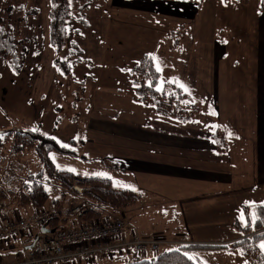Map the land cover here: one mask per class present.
I'll use <instances>...</instances> for the list:
<instances>
[{"label": "crops", "instance_id": "0c3cea01", "mask_svg": "<svg viewBox=\"0 0 264 264\" xmlns=\"http://www.w3.org/2000/svg\"><path fill=\"white\" fill-rule=\"evenodd\" d=\"M202 1L200 4L197 0L108 1L106 5L109 14L106 17L109 19L108 26L111 25L108 29L110 32L124 22L129 26H142L160 34L156 39V50H160L158 53L156 50L151 53L155 56L153 62L156 68L159 67L160 77L165 79V83L176 80L177 83L173 84L185 93L184 99H189L190 105L197 106L199 110L190 119L182 122L160 115L151 105L141 101L140 106L136 105L134 95H131L135 100L133 107L95 101L91 116L84 117L82 121L86 132L84 140L80 142L82 145L88 142L89 148H82L81 151L72 148L77 155H67L83 162L96 161L104 169L101 170L102 173H107V176L100 177L109 178L114 188L130 189L139 195L133 206L121 210L128 226L125 237L139 234L153 238L167 234L163 239L167 242L164 246H169L168 248L178 245L233 242L242 237L239 229L245 228L246 216L243 207L264 202V3L262 4V0H252L251 8H246L251 0L247 3L214 0L218 11L226 13L220 20L232 16L228 5L236 9L237 24L230 19V24L222 27L229 30L228 38L240 50H248V62L244 61L248 63V67L234 59L228 61L222 43L218 39L207 37L206 41L200 42L198 46L206 56L204 59L193 61V66L190 61L187 65L189 68L184 70L186 74H183L180 68L186 63L182 56L175 54L178 50H183L182 42L175 38L172 43H165L163 39L173 38L176 27H181L186 19L196 14L202 7ZM46 14L47 21L39 36L43 43L45 39L47 47L45 48V44H35V47L28 43L27 60L31 59L32 66L35 61V67L40 69L42 61H45L42 59L50 55L48 71L51 75L41 78L37 74L33 77L34 80L40 79L48 88L53 78L52 82L59 83L58 80L55 81V74H59L60 61L57 60L56 54L66 47V43L60 51L50 44L48 11ZM32 19L36 20V15ZM30 23L28 41H36L37 26L36 23ZM125 31L130 32L128 29ZM76 35L75 38L81 36L79 30ZM246 35L249 37L241 48L242 36ZM193 36L196 42L192 44H197L196 31H193ZM68 44L76 47L78 43L71 40ZM77 47L78 51L81 50ZM162 50L166 52L163 53ZM34 54L38 60L37 57L29 56ZM246 69L248 71H245ZM68 72L63 76H68ZM83 75L85 77V74H82L78 79L68 78L70 80L67 81L77 84L76 88L72 89L78 93L76 101H83L86 92L85 86L77 83L82 82ZM191 83L195 84L190 85ZM206 118L208 121H202ZM83 127L82 124V129ZM216 129L224 136L227 146L225 150H219L217 147L213 137ZM71 142L76 143L73 139ZM7 153L8 155L1 153L0 156V186H13V189H16L23 180L19 175L24 170L23 154L12 152L11 144ZM103 157L108 158L111 167H106L100 162ZM65 193H69L71 196L68 199L76 202L74 205L80 204L82 209L89 206H95L99 210L110 209L97 207L80 194L62 190V194ZM0 203L5 206L0 211V230L12 217L31 219L42 213L53 212L45 210L44 207H18L13 198H5L0 200ZM54 206L56 211H60L59 204L57 206L54 203ZM20 211L23 215H20ZM68 213H72L71 209ZM151 213L157 218L167 216V219L153 223L152 218L149 219ZM242 213L244 220L241 219ZM65 219L61 226L70 227L83 223L77 220V215ZM32 232L37 233V228L33 225L26 230L27 234ZM24 249L18 238L0 241V260L3 258L8 261L13 256L21 255ZM195 251H188L189 256ZM129 255L100 254L85 260L77 259L72 264H113L114 259V264H119L131 260Z\"/></svg>", "mask_w": 264, "mask_h": 264}, {"label": "rangeland", "instance_id": "374dc122", "mask_svg": "<svg viewBox=\"0 0 264 264\" xmlns=\"http://www.w3.org/2000/svg\"><path fill=\"white\" fill-rule=\"evenodd\" d=\"M108 1L109 0H69L71 18L67 22L68 33L66 34V47L56 54L57 60L60 59L59 64L67 68L69 75L63 76L67 74L63 72L61 67H58L60 75L55 74V81L58 80L57 82L59 83L56 84L52 82L54 80L53 78L50 80L48 88H46L44 82L41 83L40 79L34 80L33 77L39 74L38 77L45 78L49 74L50 51L47 53L49 56L42 59L46 61V65L45 61H42L43 65L40 69L35 67V61L34 66L30 65L31 59L27 60V58L23 67L16 69L10 65L9 57L7 58L6 54H4L7 48L10 49L12 47V40L10 41V37L8 38L7 36L5 45H3V47H5L4 51L2 50V41L0 40V130L14 131L18 128L37 130L44 135L53 137L63 146L66 145V147L81 151L82 148H89L88 142H86L85 145H82L80 142V140H84V134L86 132L85 124L82 123V121L84 117L89 118L91 116L95 101H104L108 104L111 103L121 107L134 106L133 102L135 100L132 99L131 95H135V87L131 82L128 71L136 64L142 54L155 52L157 49L156 39L159 38L160 34L156 32L153 33L151 29L142 26H129L128 23L125 24L124 22H122L121 25L118 24L116 28L112 29L110 32L108 29L111 25L108 26L109 19L106 17L107 14H109L106 5ZM202 2V7L196 14L186 19L181 27H176L173 38L163 39L165 43L169 41V43H172L175 38H178L180 42H182L183 50H178L177 53H175L176 55L182 56V60L186 63V65L181 66L180 72L182 69V73L186 74L184 70L186 67L189 68L187 65L190 61L191 66H193V61H196L198 58L204 59L206 54H204V51H201V47L198 46L200 42H205L207 37H211L212 40L218 39V41L222 43L228 61L234 59L239 61L240 64L242 62L245 67H248V63H246L248 62L246 59H249L248 50L246 48L244 51L240 50L236 44L228 38L229 30L222 27L230 24V19L237 24L235 19L236 9L230 5H226L230 9L229 12L231 11L232 16L229 19L225 20V18H222L223 20H220L226 13L218 11L215 1L203 0ZM251 5L252 0L245 6L246 8L248 6V8H251ZM49 6L50 0H0V21L2 23L12 22V24H18L20 26L19 37L24 34L27 35L28 32V26L23 27L24 24L21 22L22 19L20 17L22 15L25 16L28 25L30 22L31 25L36 23L38 32L37 40L34 41L31 37L32 40L28 41L27 36L26 42L22 44L26 49L29 46L28 43L36 47L35 44H45V39L43 43L40 40L39 34L41 33V29L43 32L45 27V22L47 21L46 13ZM13 7L15 16H17L20 21H11L16 17H8L6 15L9 11H5V9H11ZM19 7L21 9H19ZM34 15H36V20L32 19ZM29 17L32 18L29 19ZM120 28H126L130 30V32H126V29ZM78 30L81 36L75 38ZM203 30H205L206 33ZM193 31L197 32V44H192L195 41ZM248 37L249 35L242 36L240 42L241 48H243L242 45H245V41ZM71 40L76 41L78 43L77 46H79L81 50L78 51L77 46L74 47L72 44H68ZM44 46L45 48L47 47L46 44ZM71 48L72 52H70ZM159 50L160 48L156 50V53H158ZM162 52L164 53L166 51L162 50ZM29 56L34 58L37 57L35 54ZM213 59L215 60V56H213ZM36 60H38V57ZM245 71H248V69ZM82 74H85L86 79L83 75L82 82L77 83L79 85H84L86 92L84 94L83 91V101H76V95L78 96V93L72 89H75L77 84L67 81L70 80L68 78L78 79V76ZM164 84L165 79L160 77L158 87L161 88ZM193 84L191 83L190 85ZM61 86H63V88ZM180 103L186 113H190L193 110L190 118L199 110L195 105L191 110L189 99H183ZM135 104L141 105L137 99ZM87 106H89L91 110L87 108ZM89 112L90 114L88 115ZM202 121H208V118ZM82 124L84 126L83 129ZM72 139L75 140L76 143L73 144L71 142ZM10 144L11 141H8L0 149V156L1 153L8 155L7 151L10 148ZM22 154V167H24V170H22L19 175L25 179L29 173H35L41 169V162L33 149L22 152ZM48 157L56 168L67 169L76 174L97 176V173H102L101 170H104L96 161L95 163L83 162L79 158L76 159L55 152L49 153ZM0 161H2L1 157ZM48 190L49 198L44 205L45 210L56 211L53 200H58L59 210L63 218L77 215L68 213V210L76 203L68 199V197L71 196L69 193L62 194V190L54 182L48 185ZM82 210L83 209H81L80 212H82ZM121 210L122 209H118L114 211L116 216L123 215ZM21 211L19 213L23 215ZM150 215L149 219L152 218L151 222L153 223H157V220L159 222H164L167 219V216H160L157 218L153 213ZM166 235L167 234L164 236L166 237ZM147 236L152 237L153 235ZM164 236H154V238L163 242L161 248L157 252L146 255L141 254V257L150 259L168 248L169 246H164V244L167 243L163 239ZM21 255H24L23 251ZM17 257H20V255L13 256L9 260H14ZM191 257L198 264H249L248 260L240 254L236 252L229 253L223 249L196 250ZM78 260H85V258H80ZM2 261H7V259L2 258ZM110 263L112 264V262ZM114 263H116L115 259L113 261V264Z\"/></svg>", "mask_w": 264, "mask_h": 264}, {"label": "trees", "instance_id": "16d2710c", "mask_svg": "<svg viewBox=\"0 0 264 264\" xmlns=\"http://www.w3.org/2000/svg\"><path fill=\"white\" fill-rule=\"evenodd\" d=\"M197 1L200 4L201 0ZM235 1L247 3L249 0ZM261 2L263 4L264 0ZM19 9L21 8L19 7ZM5 11H9V13H6L8 17L15 16L14 7L11 9L6 8ZM70 11L69 0H50L48 8L50 44L57 51H60L65 45L67 22L71 18ZM15 17L11 21H20L17 16ZM20 18L22 19V24H24L23 27L29 26L25 16L22 15ZM19 32L20 26L18 24H12V22L2 23L0 21L1 47L4 51L5 47L3 45H5L7 36L8 38L10 37L12 47L10 49L7 48L4 54H6L7 58L9 57L10 65L16 69L23 67L28 54V49L22 45L26 42L27 35L24 34L19 37ZM62 66L64 65H60L58 62V67H61L63 72L67 73V68ZM128 74L135 87V99L152 105L160 115L173 117L182 122L190 118L194 105L190 106L192 111L186 113L180 103L184 99L185 93L178 86L173 83H165L161 87L162 91L157 90L159 88L160 72L155 67L152 56L148 54L140 56L136 64L129 69ZM0 134H3L2 138H0V149L5 143L11 141L12 152L18 154L33 149L41 162V169L35 173H30L25 179L21 180L16 189H13V186L9 188L0 186V200L13 198L18 207L32 206L40 209L44 207L49 198L48 185L54 182L65 192L80 194L97 207L110 208L109 210H106V208L99 210L95 206L84 208L82 212L77 214V220L88 223L108 216H116L114 211L129 208L139 199V195L130 189L114 188L107 177L84 176L56 168L48 157L49 153L55 152L71 156H76L77 154L72 148L60 145L51 136L44 135L37 130L23 128H18L14 131L3 130ZM213 137L218 149L225 150L227 147L226 142L223 134L218 129L214 130ZM100 162L106 167H111L110 161L106 157L101 158ZM54 203L58 206V200H53ZM243 210L246 221L249 223L247 227L239 229L243 236L233 242L226 244L178 245L165 249L150 259L134 257L119 264H198L188 254V251L192 249H224L240 254L248 260L249 264H264V252L259 247L261 240H264V202L250 207H243ZM65 221L66 219L62 218L60 211L57 210L48 214L46 224L48 228L55 230L65 227L61 226ZM35 234L32 232L27 235L33 238ZM244 234H250L251 236L247 237Z\"/></svg>", "mask_w": 264, "mask_h": 264}, {"label": "built area", "instance_id": "2783aa9c", "mask_svg": "<svg viewBox=\"0 0 264 264\" xmlns=\"http://www.w3.org/2000/svg\"><path fill=\"white\" fill-rule=\"evenodd\" d=\"M4 208V204L0 203V211ZM80 211L79 205L71 208L73 213ZM47 220L48 215L44 213L31 219L12 217L0 230V241L18 238L25 247L32 242V237L26 234L27 228L31 225L39 228ZM127 233L128 226L122 215L108 216L76 226L60 227L51 234H42L32 248L23 250V256L20 255L14 260H0V264H70L74 260L93 258L100 254L129 253V256L134 258L141 257V254L146 255L150 251L157 252L163 244L154 237L147 238L139 234L125 237Z\"/></svg>", "mask_w": 264, "mask_h": 264}, {"label": "snow or ice", "instance_id": "6c2138e0", "mask_svg": "<svg viewBox=\"0 0 264 264\" xmlns=\"http://www.w3.org/2000/svg\"><path fill=\"white\" fill-rule=\"evenodd\" d=\"M149 56H152L153 59H155V56L153 54H148ZM157 70L159 71V67L157 68ZM169 83H177L176 80H170L168 81ZM181 87H184L183 85H180ZM158 91H162L163 89L162 88H158L157 89ZM185 91H187V88L184 89ZM215 114V113H213ZM3 134H0V138H2ZM66 146V145H65ZM97 175H104V176H107V173H97ZM247 203V202H246ZM241 219L244 220V214L242 213L241 214ZM248 221H244V226H248ZM259 247L262 251H264V240H261V243L259 244Z\"/></svg>", "mask_w": 264, "mask_h": 264}, {"label": "water", "instance_id": "95a60500", "mask_svg": "<svg viewBox=\"0 0 264 264\" xmlns=\"http://www.w3.org/2000/svg\"><path fill=\"white\" fill-rule=\"evenodd\" d=\"M2 131H3V130H0V133H1ZM53 231H54L53 229H50V228L47 227V224H43V225L40 227L39 233H36V234L34 235V238H33L32 242H31V244L27 245V246L25 247V249H30V248H32V247L34 246V244L36 243V241H37L38 238H39L40 233H52Z\"/></svg>", "mask_w": 264, "mask_h": 264}]
</instances>
